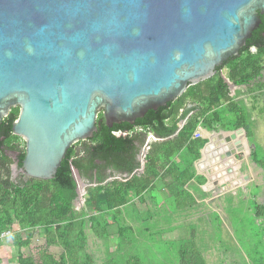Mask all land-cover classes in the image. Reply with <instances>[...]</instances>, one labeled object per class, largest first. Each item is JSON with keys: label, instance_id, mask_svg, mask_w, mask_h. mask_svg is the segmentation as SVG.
I'll list each match as a JSON object with an SVG mask.
<instances>
[{"label": "water", "instance_id": "water-1", "mask_svg": "<svg viewBox=\"0 0 264 264\" xmlns=\"http://www.w3.org/2000/svg\"><path fill=\"white\" fill-rule=\"evenodd\" d=\"M261 16L264 0H0V124L18 108L19 172L49 180L99 112L133 125L209 79Z\"/></svg>", "mask_w": 264, "mask_h": 264}, {"label": "trees", "instance_id": "trees-1", "mask_svg": "<svg viewBox=\"0 0 264 264\" xmlns=\"http://www.w3.org/2000/svg\"><path fill=\"white\" fill-rule=\"evenodd\" d=\"M260 20L238 55L216 67L212 77L189 86L165 106L147 111L133 125L121 123L107 128L99 112L93 136L69 147L49 180L21 177L12 180L10 165L14 159L9 155L16 152L17 168H20L24 156L23 145L19 146L20 138L11 131L18 114V108H12L0 124V234L11 231L12 239L8 240L17 250L14 264H94L86 249V229L97 238L106 240L112 236L111 227H115V243L120 257L110 256L101 264H150L136 246L128 245L135 237L130 226L121 224L124 223L123 213L128 206L133 207L134 198L142 203L144 193L162 194L164 189L169 196L163 198L161 205L167 212L184 210L195 204L193 195L185 186L191 181L205 182V178L196 175L193 169L195 161L200 158V149L207 142L204 138L193 137L198 125L210 131L230 132L241 128L251 140L248 113L242 104L229 96L228 82L235 87L245 86L249 92L264 87V81H261L264 76V17L261 16ZM251 48L254 52L250 51ZM223 70L226 78L220 75ZM185 117L186 121L175 134L179 121ZM147 133L153 134L157 140L149 143L142 172L129 177L138 166L135 153ZM234 135L238 141L243 138L238 132ZM250 156L264 172V152L258 144L254 143ZM73 170L84 181L94 183L84 196V207L88 210L74 208L77 185ZM112 174L129 178L105 181ZM151 200L157 209L161 208L160 204H155L153 196ZM250 209L252 226L255 218H264V205L251 201ZM109 216L112 222L108 221ZM146 217L148 215L144 219ZM254 227L258 229L255 224ZM36 234L43 238L44 244L32 246ZM164 244L169 246L164 249L154 245V248L155 252L163 254L166 264L172 261L174 264H206L191 240L183 238ZM52 246L60 248L58 255L50 252ZM153 256L158 264V257ZM253 257L254 264H264V253L256 252Z\"/></svg>", "mask_w": 264, "mask_h": 264}, {"label": "rangeland", "instance_id": "rangeland-1", "mask_svg": "<svg viewBox=\"0 0 264 264\" xmlns=\"http://www.w3.org/2000/svg\"><path fill=\"white\" fill-rule=\"evenodd\" d=\"M250 51L254 52V49L251 48ZM225 73L226 71L223 70L220 75L226 78ZM261 81H264V76ZM228 84L229 96L246 108L251 123V140L243 134L241 141H238L234 135L233 140L226 142L224 137L228 136L229 132L221 129L210 131L199 125L197 128L199 137L206 139L207 142L193 169L196 175L205 178V182L197 184L191 181L185 186L193 195L195 204L184 210L167 212L165 206L161 205L163 198L169 196V192L164 189L162 194L144 193L142 203L134 198L133 207L128 206L123 213L124 223L121 224L133 229V236L137 241L129 242L128 245L136 246L150 264L157 263L153 254L158 257V264H166L163 254L160 251L155 252L154 245L166 249L169 245H165V241L176 242L183 238L194 243L206 264H254V254L264 253V218L254 219L258 229L254 224L251 226L249 220V217H252L250 202L264 205V172L250 156L254 143L264 152V87L249 92L245 86L235 87L229 82ZM182 120L179 121L178 126ZM218 133H221V136H218ZM238 145L241 147L237 148ZM237 149H241V152H237ZM231 150H235V153L223 157L224 153ZM142 163L144 164V158ZM135 173H141L139 163ZM73 177L77 185L74 208L88 210L84 207V196L87 188L94 183L84 181L75 170ZM126 177L128 176L117 174L108 177L107 180H123ZM150 194L155 198V204L161 205L160 209L154 205ZM141 211L143 218L140 215ZM147 215V219H144ZM108 221L112 222L110 216ZM114 230L115 227H111L112 236L104 240L97 238L88 228L86 229V249L94 264H101L110 256L120 257L117 254L119 250L115 243ZM252 234L256 239L254 242L253 238V243ZM6 244L10 252L16 251L15 248L11 249L10 240H7ZM42 244H44L43 238L36 234L32 246ZM49 250L54 255L60 253V248L55 246L50 247ZM3 262L7 263L6 260ZM171 264H174L173 261Z\"/></svg>", "mask_w": 264, "mask_h": 264}, {"label": "flooded vegetation", "instance_id": "flooded-vegetation-1", "mask_svg": "<svg viewBox=\"0 0 264 264\" xmlns=\"http://www.w3.org/2000/svg\"><path fill=\"white\" fill-rule=\"evenodd\" d=\"M124 123V122H123ZM150 134L151 133H147L146 134V136H145V139H144V141H143V143H142V145L140 146V148H139V150H138V152H136L135 153V160L139 163V166H140V171L142 172V170H143V163H142V160H143V158L145 157V154H146V152H147V149L149 148V143L151 142V140L152 141H154V136H153V134H151L153 137L151 138L150 137ZM21 140V139H20ZM22 145H23V141L21 140V143H19V146L20 147H22ZM146 149V150H145ZM16 152H12V153H10V157L11 158H13L14 159V163H12L11 165H10V171H11V178H12V180L13 181H15V180H18L20 177L22 178V179H26V177L25 176H23L20 172H19V169L20 168H17V162H16V160H15V157H16V154H15ZM136 170V169H135ZM135 170L132 172V173H135ZM107 171V173H110V171L109 170H106ZM113 175H117V174H112V175H110L109 177H112ZM131 175V174H130ZM129 175V176H130ZM108 179V178H107ZM105 180V181H108V180ZM109 180H112V179H109Z\"/></svg>", "mask_w": 264, "mask_h": 264}, {"label": "crops", "instance_id": "crops-1", "mask_svg": "<svg viewBox=\"0 0 264 264\" xmlns=\"http://www.w3.org/2000/svg\"><path fill=\"white\" fill-rule=\"evenodd\" d=\"M7 240H0V264L2 261V264H14V255L16 254L15 251L10 252L9 246L6 244ZM11 249H13L11 247ZM17 251V250H16ZM6 257V258H5ZM8 257V258H7ZM4 260L7 261V263L3 262Z\"/></svg>", "mask_w": 264, "mask_h": 264}, {"label": "built area", "instance_id": "built-area-1", "mask_svg": "<svg viewBox=\"0 0 264 264\" xmlns=\"http://www.w3.org/2000/svg\"><path fill=\"white\" fill-rule=\"evenodd\" d=\"M198 126H199V125H198ZM197 128H199V127H197ZM197 128H196V130H195L194 133H193V137H194V138H197V137L200 136V135H199V132H198V130H197ZM8 234H11V231H9V230L3 231V232L0 234V239L8 240Z\"/></svg>", "mask_w": 264, "mask_h": 264}, {"label": "clouds", "instance_id": "clouds-1", "mask_svg": "<svg viewBox=\"0 0 264 264\" xmlns=\"http://www.w3.org/2000/svg\"><path fill=\"white\" fill-rule=\"evenodd\" d=\"M8 238L9 239H12V234H8Z\"/></svg>", "mask_w": 264, "mask_h": 264}]
</instances>
